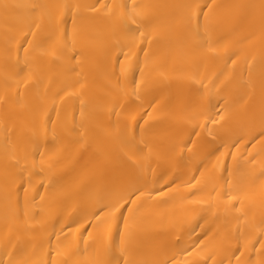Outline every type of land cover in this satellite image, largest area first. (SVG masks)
<instances>
[{
  "label": "bare ground",
  "instance_id": "obj_1",
  "mask_svg": "<svg viewBox=\"0 0 264 264\" xmlns=\"http://www.w3.org/2000/svg\"><path fill=\"white\" fill-rule=\"evenodd\" d=\"M0 264H264V0H0Z\"/></svg>",
  "mask_w": 264,
  "mask_h": 264
}]
</instances>
